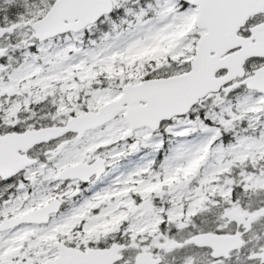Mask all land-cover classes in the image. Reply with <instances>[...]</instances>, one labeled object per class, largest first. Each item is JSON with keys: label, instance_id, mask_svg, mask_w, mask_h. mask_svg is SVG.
I'll return each mask as SVG.
<instances>
[{"label": "snow or ice", "instance_id": "6c2138e0", "mask_svg": "<svg viewBox=\"0 0 264 264\" xmlns=\"http://www.w3.org/2000/svg\"><path fill=\"white\" fill-rule=\"evenodd\" d=\"M0 264H264V0H0Z\"/></svg>", "mask_w": 264, "mask_h": 264}]
</instances>
